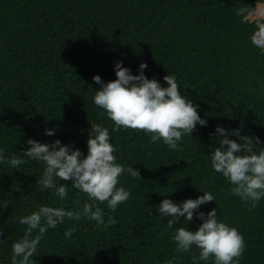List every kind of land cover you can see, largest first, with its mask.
Listing matches in <instances>:
<instances>
[{
  "label": "trees",
  "instance_id": "16d2710c",
  "mask_svg": "<svg viewBox=\"0 0 264 264\" xmlns=\"http://www.w3.org/2000/svg\"><path fill=\"white\" fill-rule=\"evenodd\" d=\"M257 0H0V149L5 156H23L28 140L79 150L87 155L92 124L108 127L117 162L138 170L127 172L120 185L129 200L109 212L117 223L104 228L95 221L65 220L49 229L31 259L36 264H192L193 250L175 253L171 236L180 226L195 231V217L216 208L217 220L244 237L239 264H264V199L249 211L226 193L225 179L213 173L208 156L218 147L217 127L260 141L264 149V52L250 43L255 19L238 15L241 7L256 8ZM167 87L174 75L181 95L197 106L207 126L197 125L182 138V150L150 143L143 132L112 131L92 98L103 83L116 79L115 65ZM55 129L54 135H45ZM225 138L238 141V137ZM12 168L0 163V264H10L11 244L26 226L19 223L40 206L82 208L87 198L69 188L61 201L52 189L37 185L44 165L35 160ZM206 181V182H205ZM211 192L214 202L200 206L192 221L172 229L157 206L163 199L182 204ZM79 201V203H77ZM5 203L7 207H4ZM77 227L72 238L64 231ZM200 264H211L201 261Z\"/></svg>",
  "mask_w": 264,
  "mask_h": 264
},
{
  "label": "clouds",
  "instance_id": "9594fccd",
  "mask_svg": "<svg viewBox=\"0 0 264 264\" xmlns=\"http://www.w3.org/2000/svg\"><path fill=\"white\" fill-rule=\"evenodd\" d=\"M237 14L255 17L250 43L264 52V8L241 7ZM146 68L147 65L141 63L140 74L131 75L129 69L122 67V62H117L114 81L103 83L99 76H93V81L100 86L92 98L93 105L101 109L100 115L111 122L113 132H143L150 143H163L172 151L182 150V138L189 136L197 125L207 126V121L200 118L197 106L181 95L174 75L164 76L167 87H161L158 81L143 75ZM54 132L55 129L46 130L45 135L52 136ZM215 134L219 138V146L208 156L210 167L213 173L220 174L228 183L226 193L238 197L252 211L264 199V149L254 152V145L260 141L240 136L239 129L227 133L224 128L217 127ZM227 135L238 137L239 142L225 138ZM109 141L108 127L94 123L89 130L86 156H82L79 150L61 146L59 140L52 144L28 140V149L22 157L13 155L8 158L4 149H0V163H7L12 168L26 163L24 157L41 162L44 169L37 185L45 190L52 189L61 201L67 199L69 191L61 181L71 182V188L87 198L82 208L75 211L66 210L62 204L59 207L44 205L22 216L19 223L26 227L23 235L11 244L10 264H36L31 258L37 256L45 234L65 220H91L95 221L97 228H108L117 223L111 215L105 219L104 208L99 205L104 204L109 212H115L131 196L125 187L118 186L120 177L127 172L131 178L139 180L140 173L132 166L126 168L117 162L114 155L117 149ZM215 199L207 191L197 199H187L182 204L163 199L157 211L160 217L169 218L167 227L172 229L181 217L185 222L192 221L200 206ZM4 207H7L6 203ZM195 218L202 221L197 230L190 231L180 226L172 234L175 253L188 254L195 248L198 255H192V264H200L201 261L239 264L245 252V242L237 228L219 222L216 208L206 216L201 212ZM76 231L77 227L67 228L65 239L70 240ZM176 259L174 255L166 264H176Z\"/></svg>",
  "mask_w": 264,
  "mask_h": 264
},
{
  "label": "rangeland",
  "instance_id": "374dc122",
  "mask_svg": "<svg viewBox=\"0 0 264 264\" xmlns=\"http://www.w3.org/2000/svg\"><path fill=\"white\" fill-rule=\"evenodd\" d=\"M262 8H264V0H257L256 8L254 9L260 10ZM249 19L254 20L255 17L249 15Z\"/></svg>",
  "mask_w": 264,
  "mask_h": 264
}]
</instances>
